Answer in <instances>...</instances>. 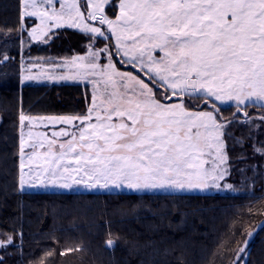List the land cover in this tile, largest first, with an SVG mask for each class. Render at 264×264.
<instances>
[{
  "label": "snow or ice",
  "instance_id": "1",
  "mask_svg": "<svg viewBox=\"0 0 264 264\" xmlns=\"http://www.w3.org/2000/svg\"><path fill=\"white\" fill-rule=\"evenodd\" d=\"M17 3L16 39L30 47L49 44L65 28L87 38L83 55L44 62L73 70L59 80L92 86L83 113H18L21 190L43 186L44 177L52 185L63 181L61 188L72 180L105 189H194L224 178L222 138L233 121L217 123L216 101L264 107V0ZM189 99L204 103L193 108Z\"/></svg>",
  "mask_w": 264,
  "mask_h": 264
},
{
  "label": "trees",
  "instance_id": "2",
  "mask_svg": "<svg viewBox=\"0 0 264 264\" xmlns=\"http://www.w3.org/2000/svg\"><path fill=\"white\" fill-rule=\"evenodd\" d=\"M17 15V0H0V68L8 70L0 76V239L6 240L0 243L14 239L0 247V264H264L261 107L215 106L221 123L233 121L223 138L233 193L19 192L18 113H83L92 93L71 83L19 87V55L42 61L73 57L88 40L61 29L49 44L30 47L16 39ZM188 103L194 108L204 101Z\"/></svg>",
  "mask_w": 264,
  "mask_h": 264
},
{
  "label": "rangeland",
  "instance_id": "3",
  "mask_svg": "<svg viewBox=\"0 0 264 264\" xmlns=\"http://www.w3.org/2000/svg\"><path fill=\"white\" fill-rule=\"evenodd\" d=\"M115 2L118 3V0H115ZM31 24V22H30ZM67 29V28H65ZM61 30V29H60ZM68 30H74L77 31L76 29H68ZM27 40L30 41V38L27 37ZM21 42V40L19 41ZM22 43V42H21ZM31 44H35L37 42L35 41H30ZM103 41L102 43L99 42L96 47L97 48H102L103 47ZM41 44V43H37ZM85 53V49L83 53L79 55H83ZM56 60L55 58H48V60ZM18 85L19 87L25 85V84H62V83H68V84H83L84 82L81 81H72V80H67V81H61L58 79L60 75H70L71 72L73 71L70 68H53L51 64L45 63L42 60H35L33 58H24L23 55H19L18 58ZM56 61H61V59H58ZM35 63V67L33 68L32 65ZM119 67V65H118ZM121 71L124 69L121 68ZM8 70L2 71L0 68V76L4 73L7 72ZM25 76H34L36 79L33 80H24ZM91 88V93H92V86L89 85ZM173 100L176 102H179L183 100V96L181 97H173ZM253 101H255V98H253ZM259 103H264V102H259ZM216 104L220 106H229V105H235L238 106V102L236 100H229L227 97L220 101H216ZM246 104L248 106L252 105L254 107H259L256 106V103H250L246 101ZM238 107H244V105H240ZM264 108V107H261ZM206 111V110H205ZM34 117H41V116H34ZM217 123H221L219 120ZM60 127V126H57ZM19 127H18V144H19ZM27 131V129H25ZM34 131H48L49 133L51 132V128L44 129L43 127H37L34 129ZM222 151L224 152L225 155V162L221 166V170L224 171V178L222 180H217L216 184H212L210 181L208 182V187L201 186L199 188H184V189H179V188H164V189H129L124 185H121L120 187H113L110 186L109 188H88L85 186L84 183L81 184H74L72 180H68L67 183L70 185L68 188H61L59 185L60 183H63V181H57L55 185H52L49 183L51 180V177H44V185L43 186H37V187H32V186H26L24 190H21L19 184H18V190L21 193H38V192H53V193H66V194H95V193H132V194H152V195H157V194H227V193H233V190L230 186V184L226 181L228 177V163H227V154L225 150V144L223 142L222 138ZM20 164L19 160V151H18V157H17V177H18V166ZM210 170V169H209ZM31 179V177L29 178ZM38 183V182H36ZM1 242H4L6 240L0 239ZM110 245V246H109ZM108 246L111 247L112 243H108ZM243 264V262H241Z\"/></svg>",
  "mask_w": 264,
  "mask_h": 264
},
{
  "label": "water",
  "instance_id": "4",
  "mask_svg": "<svg viewBox=\"0 0 264 264\" xmlns=\"http://www.w3.org/2000/svg\"><path fill=\"white\" fill-rule=\"evenodd\" d=\"M248 241H249V239H248Z\"/></svg>",
  "mask_w": 264,
  "mask_h": 264
},
{
  "label": "flooded vegetation",
  "instance_id": "5",
  "mask_svg": "<svg viewBox=\"0 0 264 264\" xmlns=\"http://www.w3.org/2000/svg\"><path fill=\"white\" fill-rule=\"evenodd\" d=\"M1 244V243H0Z\"/></svg>",
  "mask_w": 264,
  "mask_h": 264
}]
</instances>
